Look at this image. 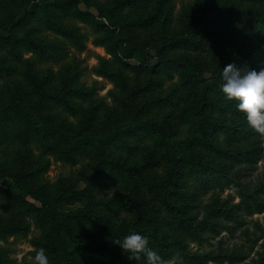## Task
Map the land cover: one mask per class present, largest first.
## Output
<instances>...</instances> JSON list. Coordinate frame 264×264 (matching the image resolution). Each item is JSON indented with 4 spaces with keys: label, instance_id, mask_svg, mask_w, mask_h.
Listing matches in <instances>:
<instances>
[{
    "label": "trees",
    "instance_id": "16d2710c",
    "mask_svg": "<svg viewBox=\"0 0 264 264\" xmlns=\"http://www.w3.org/2000/svg\"><path fill=\"white\" fill-rule=\"evenodd\" d=\"M81 0H50L28 6L24 12L19 13L18 20L12 26L0 31V44L10 47L11 53L20 58L18 48L26 45L29 50L37 55L47 56L51 52L50 44L32 37L30 34L19 35L18 28L39 12L43 23L48 30L68 38L80 50L84 49L83 36L76 29L67 28L60 23L50 12V8L62 12L74 13L73 9ZM137 0H111V5L100 8L96 16L91 11H78L75 15L93 25L97 31L105 32L106 36L97 39L99 45L105 46L117 61L135 59L139 64L133 69L138 72L158 73L176 71L185 87L191 102V110L182 118L175 129H165L156 120H145L140 117L141 110L148 105L147 102L138 104L132 100L131 93L123 76L111 69L109 61L101 59L97 74L111 79L117 88L129 94L127 115L124 118L113 119L112 126L108 129L95 130L72 129L67 122L58 121L56 115L43 116L41 110L34 112L39 104V97L48 96L52 104L62 107L73 115L79 113L74 103L66 96V92H53L36 94L29 101L14 99L9 103L0 104V127L15 119L13 111H20L16 135L23 140H28L34 135L41 138L52 139L62 146H48L59 159L68 162L75 160L74 156L79 151L95 153L99 161L98 170L104 167L110 171L108 176L120 179L124 200L128 201L126 209L135 216L133 223L124 221L121 225L112 223L111 219L103 214L95 204L86 201L85 207L71 211L60 212L53 207V200L31 190L23 178H19L13 185H0V194L9 202L23 203L27 209H34L45 214L51 223L53 242L63 239L68 245V253L79 257L81 253H89L88 264H147L142 257L140 260L129 259L123 249L114 242L130 231H139L145 234L143 223L149 220L150 212L160 208L167 209L173 219L172 229L165 227L153 230L157 239L156 250L162 257L170 251L178 252L182 264H264V242L260 250L250 262L248 256L230 253L223 248L218 251L211 250L207 253H197L184 245L186 240L198 244L208 241L211 236L219 235L223 230L231 227L226 223L234 224L235 229L244 227L243 215L249 216L264 213V173L255 185L242 180L241 168L257 166L264 163V132L253 128L245 115L235 107V101L225 99L220 88L221 68L226 63L236 61L241 66L259 68L264 66V7H259L263 0H194L192 6L182 13L180 29L171 33L167 28L168 13L166 5L173 0H157V6L146 17L124 21L114 18L120 17V12L128 6H136ZM78 2V3H77ZM258 2V3H257ZM228 3L227 8L221 6ZM111 20L113 26L147 28L161 22V40L156 42L158 52L155 56L159 61L153 66L147 62L148 53L140 52L129 40L115 38L116 29L101 20ZM218 25L225 32L218 31ZM246 28L252 31L254 43L251 47L240 45L235 38L239 29ZM221 39L220 45L226 47V59L220 62V67L208 70L204 63L188 56H168L169 51L179 49L200 50L210 43ZM224 42V43H223ZM130 65V64H127ZM14 71L0 62V73ZM36 78L35 75H32ZM81 97H90L92 93L80 87H72ZM130 102V104H129ZM31 104V105H28ZM215 114L220 117L215 118ZM229 116L231 118H224ZM92 116L85 117L91 120ZM82 123V121H81ZM203 123H205L203 125ZM201 127L206 128V133L200 134ZM155 137L160 148L161 158L159 164H164L163 175L158 174L153 167L146 163L140 166L131 165L113 159L109 147L123 136H132L140 131H148ZM224 135L227 146L220 144L218 135ZM64 145V146H63ZM202 148V149H200ZM155 165V164H154ZM246 171V169H244ZM192 178L196 191L183 190L180 182ZM237 194L239 202L233 204L229 199H223L227 191ZM79 193V192H78ZM151 193L157 199V206L153 201H148L146 194ZM29 196H34L43 204L37 208L29 202ZM201 197H209L204 208L205 214L201 217L196 214L197 205ZM38 198V199H37ZM61 199L54 202L60 206ZM153 221V220H151ZM79 223V234H75L72 224ZM92 224L96 234L104 237L110 243L99 248L93 244L92 234H88L87 227ZM157 226L162 224L157 223ZM224 227V228H223ZM88 237L89 242L85 243ZM264 237L262 236L261 239ZM260 239V240H261ZM77 242V244H75ZM80 264H87L79 261ZM73 264V263H70Z\"/></svg>",
    "mask_w": 264,
    "mask_h": 264
},
{
    "label": "rangeland",
    "instance_id": "374dc122",
    "mask_svg": "<svg viewBox=\"0 0 264 264\" xmlns=\"http://www.w3.org/2000/svg\"><path fill=\"white\" fill-rule=\"evenodd\" d=\"M46 1L50 0H0V31L4 28L9 29L13 22L18 20V14L24 12L28 6ZM136 2V6L125 7L120 12V17L116 16L115 21L112 22L117 24V20L130 21L146 17L157 6V0H137ZM193 3L194 0H173L166 5L165 10L168 13L166 25L171 33H176L180 29L182 13ZM110 5L111 0H81L76 9L91 11L98 16L100 8ZM257 5L264 7V0ZM221 6L227 8L229 4L222 3ZM76 9H73L74 13H71L50 8V12L64 26L76 29L83 36L85 47L82 50L68 38L48 30L39 16L40 11L27 22L22 23V27L18 28L20 32L18 34H30L50 44L49 55L40 57L31 52L26 45H22L18 48L20 58H16L8 45L0 44V62L14 70L0 73V104L9 103L14 99L29 101L36 94L48 93L50 91L46 88L48 85L53 92H66V96L74 103L79 113L73 115L62 107L48 102L50 100L48 96L39 97V104L33 110L34 112L41 110L45 117L56 115L58 121L67 122L72 129L88 127L100 130L110 128L113 119L124 118L127 115L128 103L125 102L131 94L130 102L136 100L140 105L144 102L148 103L147 107L141 110V118L154 119L168 130L175 129L191 110L190 99L178 73L165 69L158 73H138L133 69L139 64L135 59L124 60V63L115 60L105 46L97 43V39L105 37L106 33H99L91 23L79 19L75 15ZM104 17L101 20L110 24L112 29H116L115 38L124 40L127 37L130 38L131 43L140 52L148 53L147 62L152 63L153 66L157 64L159 57L155 56L158 52L155 44L161 40L162 19L147 28H127L120 26L119 23L118 26H113L107 15ZM218 31L224 33L225 29L218 25ZM238 31L235 38L239 44L251 47L254 43L253 32L246 28ZM220 43H222L221 39H217L216 43L212 42L200 50L192 48L174 52L171 50L167 55L173 57L184 55L198 59L210 70L208 75H212L211 70L220 67V62L228 55L227 48L222 47ZM102 58L109 61L112 70L123 76L131 92L127 96L111 79L97 74L96 70L100 67ZM220 68L222 70V67ZM72 87L83 88L90 91L92 95L81 97L77 92L72 91ZM13 114L15 119L0 127V185H13L19 178H23L31 190L52 199L53 207L58 208L62 213L81 209L85 207L86 201H91L111 219L112 223L116 225H121L124 221L133 223L135 216L126 209L128 201L124 200L120 179L108 176L110 167L98 170L99 161L94 152L79 151L75 154L73 162L61 160L49 149L50 146H62L55 140L36 135L28 140L18 137L16 128L17 121L20 120V111H13ZM87 116H92L91 120H85ZM214 117L217 118L220 115L215 114ZM150 132L152 131H140L132 136L121 137L109 147L111 157L131 165L140 166L146 163L158 174L163 175L164 164L158 162L161 158L160 148ZM206 132V128L201 127L200 134L203 135ZM217 140L220 144L227 146L223 134L218 135ZM246 166L238 167L242 169V180L255 185L264 173V163L260 162L254 167L246 168ZM180 186L183 190L196 191L192 178L182 180ZM33 197L29 196V202L41 208L43 204ZM57 198L62 200L60 206L54 202ZM222 198L229 199L233 204L239 202L237 194L229 190L223 194ZM145 199L149 202L154 200L155 206L160 204L151 193H147ZM208 200L209 197H201L196 203L197 215L204 216L206 209L204 207ZM168 213L167 209L160 208L159 212H150L149 220L140 223L144 226L143 230L146 231L145 234L149 236L150 244L155 250L159 242L154 238L153 230L155 228L159 230V227L173 228V219ZM243 217L242 220L245 223L241 229L240 227L235 229L234 224L226 223L224 226L231 227V231L223 230L219 235L211 236L203 244L188 240L183 244H187L190 250L200 254L223 248L230 253L248 256L250 262L260 250V244L264 242V238L261 239L262 236L264 237V213L251 216L244 214ZM157 223L162 226H157ZM79 227V223L72 224L75 234L81 231ZM86 232L89 235L92 234L91 239L97 247H110V243L104 237L96 234L92 224L88 225ZM52 236L51 223L45 214L34 209H27L26 204L9 202L0 194V264H34L35 251L39 247L47 250L51 264H80L79 261L88 264L89 253H81L79 257L70 255L68 253L70 244H65L63 239L55 243ZM84 239L85 243L89 242L88 237ZM178 256V252L172 250L164 258L168 264H182L183 260Z\"/></svg>",
    "mask_w": 264,
    "mask_h": 264
},
{
    "label": "clouds",
    "instance_id": "9594fccd",
    "mask_svg": "<svg viewBox=\"0 0 264 264\" xmlns=\"http://www.w3.org/2000/svg\"><path fill=\"white\" fill-rule=\"evenodd\" d=\"M220 88L225 99L235 101V107L246 117L247 122L258 131L264 132V66L254 68L241 66L236 61L222 67ZM127 254L129 259L140 260L147 264H168L150 244V238L139 231H130L122 238L114 240ZM34 264H51L44 247L35 251Z\"/></svg>",
    "mask_w": 264,
    "mask_h": 264
}]
</instances>
